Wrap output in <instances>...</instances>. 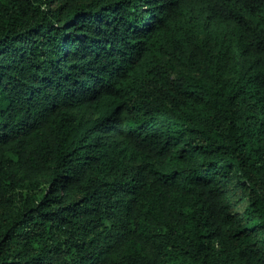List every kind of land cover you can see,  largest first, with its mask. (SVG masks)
Instances as JSON below:
<instances>
[{
    "label": "trees",
    "instance_id": "1",
    "mask_svg": "<svg viewBox=\"0 0 264 264\" xmlns=\"http://www.w3.org/2000/svg\"><path fill=\"white\" fill-rule=\"evenodd\" d=\"M0 264H264V0H0Z\"/></svg>",
    "mask_w": 264,
    "mask_h": 264
}]
</instances>
